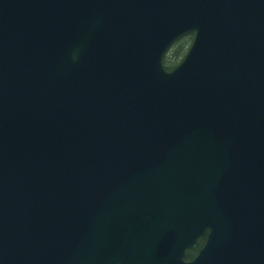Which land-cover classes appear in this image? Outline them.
I'll return each instance as SVG.
<instances>
[{"label": "water", "instance_id": "1", "mask_svg": "<svg viewBox=\"0 0 264 264\" xmlns=\"http://www.w3.org/2000/svg\"><path fill=\"white\" fill-rule=\"evenodd\" d=\"M0 264H264V0H0Z\"/></svg>", "mask_w": 264, "mask_h": 264}, {"label": "trees", "instance_id": "2", "mask_svg": "<svg viewBox=\"0 0 264 264\" xmlns=\"http://www.w3.org/2000/svg\"><path fill=\"white\" fill-rule=\"evenodd\" d=\"M193 41V35H189L182 40H180L168 53L166 56L164 65L168 71H172L175 69L183 59L185 58L186 54L189 51V48ZM205 240H201L199 242V247L197 250L192 251L187 254V260H192L197 255L199 249L204 245Z\"/></svg>", "mask_w": 264, "mask_h": 264}]
</instances>
